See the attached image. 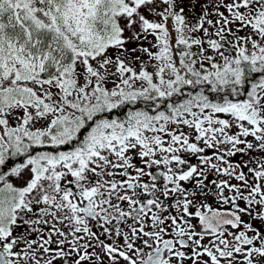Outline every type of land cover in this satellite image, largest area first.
Masks as SVG:
<instances>
[{"label":"snow or ice","instance_id":"obj_1","mask_svg":"<svg viewBox=\"0 0 264 264\" xmlns=\"http://www.w3.org/2000/svg\"><path fill=\"white\" fill-rule=\"evenodd\" d=\"M0 264H264V0H0Z\"/></svg>","mask_w":264,"mask_h":264}]
</instances>
